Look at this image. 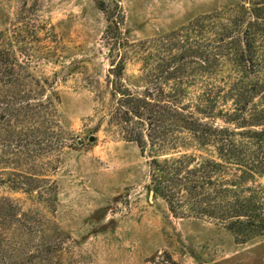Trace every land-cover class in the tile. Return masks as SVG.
<instances>
[{"label":"rangeland","instance_id":"obj_1","mask_svg":"<svg viewBox=\"0 0 264 264\" xmlns=\"http://www.w3.org/2000/svg\"><path fill=\"white\" fill-rule=\"evenodd\" d=\"M259 1L0 0V198L33 227L11 232L4 264H264V235L241 243L215 220L170 213L152 191L149 132L130 115L128 124L114 118L134 106L112 94L120 84L143 96L148 73L169 93L171 57V72L198 82L203 35L189 22H220ZM9 107L32 158L4 148ZM138 131L145 145L132 141ZM47 243L64 250L26 255Z\"/></svg>","mask_w":264,"mask_h":264},{"label":"trees","instance_id":"obj_2","mask_svg":"<svg viewBox=\"0 0 264 264\" xmlns=\"http://www.w3.org/2000/svg\"><path fill=\"white\" fill-rule=\"evenodd\" d=\"M249 4L238 5L239 14L225 15L220 22H213L212 16L189 22L193 30L200 24L203 35L198 82L171 72L176 62L171 57L165 69L176 83L169 86V93L153 82L152 73L146 76L150 88H144L143 96H134L120 84L112 87V94L134 106V111L121 107L114 118L123 124L130 122L129 115L137 119L135 125L144 126L148 142H153L149 154L154 194L166 202L172 215L215 220L241 243L264 235V0ZM183 61L180 57L177 62ZM188 83L197 86L191 100L188 90L195 86ZM258 96L263 103L255 102ZM12 109L8 108L10 135L4 148L32 158L28 147L34 144L28 141V129L18 125L19 117L12 127V118L18 114ZM46 109L54 111L52 103ZM141 111L145 119L137 116ZM125 130L129 135L137 131L135 127ZM136 134L138 140L132 141L145 145L140 132ZM166 148L176 156L159 159ZM23 149L27 153H21ZM8 182L14 184L11 179ZM22 216L26 214L18 213L11 200L0 198V264L6 260L4 248L12 240L11 232L33 233ZM63 250L47 243L32 246L26 255L35 259L38 253L48 259Z\"/></svg>","mask_w":264,"mask_h":264},{"label":"water","instance_id":"obj_3","mask_svg":"<svg viewBox=\"0 0 264 264\" xmlns=\"http://www.w3.org/2000/svg\"><path fill=\"white\" fill-rule=\"evenodd\" d=\"M93 140H94V139H93L92 137L89 139L90 142H93Z\"/></svg>","mask_w":264,"mask_h":264}]
</instances>
